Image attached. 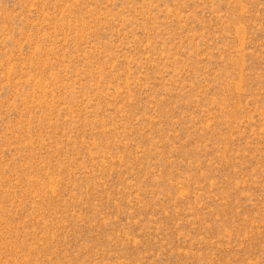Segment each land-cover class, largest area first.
Wrapping results in <instances>:
<instances>
[{"label":"rangeland","instance_id":"1","mask_svg":"<svg viewBox=\"0 0 264 264\" xmlns=\"http://www.w3.org/2000/svg\"><path fill=\"white\" fill-rule=\"evenodd\" d=\"M0 264H264V0H0Z\"/></svg>","mask_w":264,"mask_h":264},{"label":"bare ground","instance_id":"2","mask_svg":"<svg viewBox=\"0 0 264 264\" xmlns=\"http://www.w3.org/2000/svg\"><path fill=\"white\" fill-rule=\"evenodd\" d=\"M243 35H244V34H243ZM240 39H241V38H240ZM245 41H246V40H245ZM245 41H244V42H245Z\"/></svg>","mask_w":264,"mask_h":264}]
</instances>
